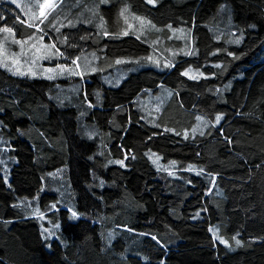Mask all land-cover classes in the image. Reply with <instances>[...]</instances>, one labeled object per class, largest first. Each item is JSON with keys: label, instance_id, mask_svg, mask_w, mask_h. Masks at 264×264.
I'll return each instance as SVG.
<instances>
[{"label": "trees", "instance_id": "obj_1", "mask_svg": "<svg viewBox=\"0 0 264 264\" xmlns=\"http://www.w3.org/2000/svg\"><path fill=\"white\" fill-rule=\"evenodd\" d=\"M3 27L67 69L0 64V264H264V0H0Z\"/></svg>", "mask_w": 264, "mask_h": 264}, {"label": "rangeland", "instance_id": "obj_2", "mask_svg": "<svg viewBox=\"0 0 264 264\" xmlns=\"http://www.w3.org/2000/svg\"><path fill=\"white\" fill-rule=\"evenodd\" d=\"M135 20H133L132 24L134 25V28L138 31L139 29V20L136 19L137 17H133ZM138 25V26H137ZM145 25V24H144ZM146 29V28H145ZM182 32H178L177 37L181 35ZM10 34H0V61L6 62L8 64V68L12 70L13 72H16V69H19L20 73H29V75H32V73L46 75L48 77H55L57 74L65 73L64 70H66L67 66H64V70L61 71L57 66L52 65H45L44 62L52 56V49L49 53L48 49H41L40 53H36V48H40L41 43L44 44L41 40H31L27 41L26 44H23V47L20 44H17V51H11L7 43H14L13 38H10ZM20 41V40H19ZM35 44L36 48H33L32 45ZM35 53V55H34ZM45 53H48L47 56H45ZM13 54H16L15 56ZM158 55V54H156ZM155 55V56H156ZM44 57V58H41ZM18 59V64H13V60ZM47 69H56L55 72H48ZM190 75L191 72L188 71ZM202 122L200 123V128L202 126ZM158 162V161H157ZM213 234L216 239H218L217 230L212 228ZM219 240V239H218ZM220 241H224L223 239H220Z\"/></svg>", "mask_w": 264, "mask_h": 264}, {"label": "crops", "instance_id": "obj_3", "mask_svg": "<svg viewBox=\"0 0 264 264\" xmlns=\"http://www.w3.org/2000/svg\"><path fill=\"white\" fill-rule=\"evenodd\" d=\"M5 1L10 2L14 4L15 6L19 4V7L18 6L17 7L23 10L24 14L27 16V21L29 23H36L39 20L41 21V19H43V17L40 16L39 5H43L46 2V0H16L15 3L13 2V0H5ZM61 1L62 0H55L56 5L58 6ZM55 8L46 9L45 12L47 16ZM144 34L148 35L147 32H144ZM157 40H158L157 42L158 46L156 47L155 50L158 52V55L165 57L164 55L165 50L166 52L170 49L172 50V48L169 46V39L166 37V34H161L159 35V38H157ZM114 73L117 74L118 81L124 78V73L121 74V72L120 71L118 72L116 69ZM99 75L100 77L102 76V78L106 80L107 82L113 83V84L115 83V80H113L111 77L108 78V75L106 74H99ZM167 103H168V97L166 93L148 95L142 102L143 107H144L143 110L146 113L148 119L150 120H154L158 118L163 113V110L165 106L167 105Z\"/></svg>", "mask_w": 264, "mask_h": 264}, {"label": "snow or ice", "instance_id": "obj_4", "mask_svg": "<svg viewBox=\"0 0 264 264\" xmlns=\"http://www.w3.org/2000/svg\"><path fill=\"white\" fill-rule=\"evenodd\" d=\"M13 2L15 3L16 0H13ZM149 2L152 3V2H154V0H149ZM17 6L19 7V4H18ZM56 6H57V5H56V3H55V0H46V2H45L43 5H39V8H40V16L43 17V19H41L40 23H43L44 20L47 19V14H46L45 10H46V9H53V8H55ZM126 11H127V9L124 10V12H126ZM123 14H124V13L122 12L121 15H123ZM18 19H19V18H18ZM136 19H140V18H136ZM21 22L23 23V21H21ZM144 23H148V22L141 21V24H144ZM28 26H29V27H33V26H35V27H37V31H42V29H40V28H39L38 26H36V25L29 24ZM101 27H103V25H101ZM0 31H2V32H6V33H12L13 36H14V33H13V29H12V28H9V27H3V28H0ZM57 31H59V29H57ZM104 34H105V35H108L107 32H105ZM127 34H128L127 31H125V32L123 33V35H127ZM137 38H139V37H137ZM30 39H31V37H30ZM40 40L43 41V36L40 37ZM13 42H14V43H17V44H20L22 47H23V44H26V43H27V41H19V40H14ZM238 42H239V41H237V43H238ZM32 47H33V48H36V45L33 44ZM53 48H55V44H52V45H45V44H42V43H41L40 48H36V53H40L41 49H48V50H49V53H50L51 49H53ZM56 54H61V53H59V49H56ZM189 54H191V53H189ZM13 55L15 56L16 54H13ZM34 55H35V53H34ZM47 55H48V53H45V56H47ZM61 55H62V54H61ZM41 58H44V57H41ZM78 59H79V57H77V60H78ZM149 59H151V57H149ZM77 60H73L72 63H73V64H76V63H77ZM120 62H121V61H117V63H120ZM18 63H19V60H18V59H14V60H13V64H18ZM0 64H2V66H4V67H8V64H7L6 62L0 61ZM58 68H59L61 71L64 70V66H63V65L58 66ZM16 71H17L18 74H21V75L24 74V73H20L18 68L16 69ZM46 71H48V72H55L56 69H47ZM184 74L187 75L188 73H184ZM32 75H35V73H32ZM49 78L51 79L52 77H49ZM193 78H194V77H193ZM197 119L200 120V119H202V118H201V117H197ZM220 119H221L220 116H217V117H216V121H217V123L220 121ZM193 131L195 132L196 129H193ZM201 134H203V133H201ZM185 136L187 137V134H185ZM117 163H121V164H122L123 162H122V161H118ZM172 163L175 164L174 161H173ZM53 207H55V205H53ZM75 215H76V214L73 213V216H75ZM217 238H218V237H217ZM221 242H222V243H226V241H221ZM236 243L239 244L240 241L237 240Z\"/></svg>", "mask_w": 264, "mask_h": 264}]
</instances>
